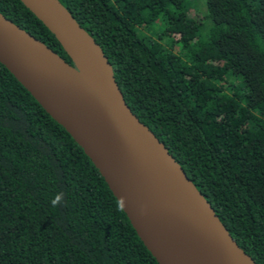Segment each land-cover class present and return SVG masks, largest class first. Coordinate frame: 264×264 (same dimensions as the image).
Wrapping results in <instances>:
<instances>
[{
  "label": "trees",
  "instance_id": "16d2710c",
  "mask_svg": "<svg viewBox=\"0 0 264 264\" xmlns=\"http://www.w3.org/2000/svg\"><path fill=\"white\" fill-rule=\"evenodd\" d=\"M132 111L264 264V0H60ZM199 7V5H195ZM0 12L67 61L21 0ZM64 192L66 206L51 201ZM0 264H158L103 176L0 62Z\"/></svg>",
  "mask_w": 264,
  "mask_h": 264
},
{
  "label": "water",
  "instance_id": "95a60500",
  "mask_svg": "<svg viewBox=\"0 0 264 264\" xmlns=\"http://www.w3.org/2000/svg\"><path fill=\"white\" fill-rule=\"evenodd\" d=\"M21 1L71 61L0 12V62L82 147L158 264H258L132 111L88 30L60 0Z\"/></svg>",
  "mask_w": 264,
  "mask_h": 264
},
{
  "label": "clouds",
  "instance_id": "9594fccd",
  "mask_svg": "<svg viewBox=\"0 0 264 264\" xmlns=\"http://www.w3.org/2000/svg\"><path fill=\"white\" fill-rule=\"evenodd\" d=\"M66 194L64 192L58 193L55 198L51 201L52 205L54 207L56 206H66V199H65Z\"/></svg>",
  "mask_w": 264,
  "mask_h": 264
},
{
  "label": "rangeland",
  "instance_id": "374dc122",
  "mask_svg": "<svg viewBox=\"0 0 264 264\" xmlns=\"http://www.w3.org/2000/svg\"><path fill=\"white\" fill-rule=\"evenodd\" d=\"M193 4H194V13H201L203 11V6H202V1L201 0H192ZM195 5H199V7L195 6Z\"/></svg>",
  "mask_w": 264,
  "mask_h": 264
},
{
  "label": "bare ground",
  "instance_id": "6f19581e",
  "mask_svg": "<svg viewBox=\"0 0 264 264\" xmlns=\"http://www.w3.org/2000/svg\"><path fill=\"white\" fill-rule=\"evenodd\" d=\"M86 73H87L88 75H91V76H92V74H90V72L87 71Z\"/></svg>",
  "mask_w": 264,
  "mask_h": 264
}]
</instances>
